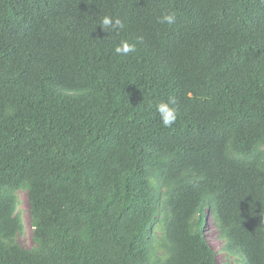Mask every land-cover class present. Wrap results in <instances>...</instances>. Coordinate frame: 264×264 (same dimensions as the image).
Masks as SVG:
<instances>
[{"label":"trees","instance_id":"obj_1","mask_svg":"<svg viewBox=\"0 0 264 264\" xmlns=\"http://www.w3.org/2000/svg\"><path fill=\"white\" fill-rule=\"evenodd\" d=\"M209 217L264 264V0H0V264H218Z\"/></svg>","mask_w":264,"mask_h":264},{"label":"rangeland","instance_id":"obj_2","mask_svg":"<svg viewBox=\"0 0 264 264\" xmlns=\"http://www.w3.org/2000/svg\"><path fill=\"white\" fill-rule=\"evenodd\" d=\"M19 198H20L19 210L21 211L25 228L24 231L18 236V241L23 247L31 248L34 246V241H33L34 228L31 221L30 206H29L27 192L20 191ZM161 234H162V228L161 226H158L154 231L155 239L158 240ZM206 234L209 241L217 251L218 264H227L228 261H230L231 263H235V257H228L227 253L222 250L225 242L222 239H219L216 231L213 229L212 220L210 217L208 219V224L206 227ZM161 253L162 252L160 251L158 252V254ZM236 264H242V263H236Z\"/></svg>","mask_w":264,"mask_h":264},{"label":"clouds","instance_id":"obj_3","mask_svg":"<svg viewBox=\"0 0 264 264\" xmlns=\"http://www.w3.org/2000/svg\"><path fill=\"white\" fill-rule=\"evenodd\" d=\"M176 15L174 12H165L159 18L160 24L172 25L175 23ZM100 26L106 30H112L117 27H122V22L119 18L113 19L109 16H104ZM135 45L127 40H122L119 45L114 49L115 53L118 55L126 56L129 53L135 52ZM175 100L170 97L167 101L160 102L157 104V112L160 115L161 123L163 127L170 128L177 120V109L174 106Z\"/></svg>","mask_w":264,"mask_h":264}]
</instances>
